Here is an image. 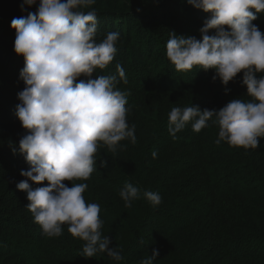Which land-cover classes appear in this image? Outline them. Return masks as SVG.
<instances>
[{
    "label": "trees",
    "instance_id": "obj_1",
    "mask_svg": "<svg viewBox=\"0 0 264 264\" xmlns=\"http://www.w3.org/2000/svg\"><path fill=\"white\" fill-rule=\"evenodd\" d=\"M23 3L0 0V264H140L153 249L160 253L154 264H264V137L258 147L245 149L217 145L219 128L211 121L198 133L192 122L176 138L168 131L173 107L219 110L234 99H251L243 72L225 86L213 81V69L175 70L166 55L171 32L202 39L200 29L210 15L187 0H96L81 9L97 13V42L120 33L114 61L93 78L118 75L116 64L123 66L127 83L121 80L118 88L128 93V122L137 140L121 141L125 147L115 153L100 147L90 179L74 182L89 185L84 198L100 205L101 231L124 260L106 253L84 257V241L67 225L60 237L43 234L26 207L27 193L16 187L26 179L21 170L30 168L19 151L27 130L16 116L25 60L14 50L11 27L13 18L27 15ZM25 7L36 12L38 4ZM253 24L264 33V13ZM125 182L159 193L162 203L153 207L141 195L125 207L119 195ZM29 183L35 189L48 181Z\"/></svg>",
    "mask_w": 264,
    "mask_h": 264
},
{
    "label": "clouds",
    "instance_id": "obj_2",
    "mask_svg": "<svg viewBox=\"0 0 264 264\" xmlns=\"http://www.w3.org/2000/svg\"><path fill=\"white\" fill-rule=\"evenodd\" d=\"M95 2L24 0L21 11L27 15L11 22L16 30L14 50L25 60L20 72L25 88L18 93L21 103L16 106V116L27 132L19 141V151L30 165L21 170L26 179L16 187L27 193L26 207L46 237L62 236L67 225L73 237L84 241V257L106 253L121 262L122 251L110 247L109 236L101 231L100 205L84 198L89 185L74 182L90 179L100 147L106 145L115 153L125 147L121 141L135 144L137 140L135 125L128 122V93L118 88L121 80L127 83L123 66L116 64L118 75L93 78L97 69H106L114 61L120 39L119 32H109L97 42V13L81 10ZM187 3L210 15L200 29L202 39L171 32L166 55L175 70L213 69V81L219 79L225 86L243 72L242 83L251 99H234L219 110H201L193 104L173 107L168 113L169 134L176 138L189 122L198 133L211 121L219 128L217 145L226 142L233 147L256 148L264 137V33L253 21L264 13V0ZM37 4L36 12L25 7ZM29 181L48 184L34 189ZM64 181H71L72 186ZM119 195L128 208L141 195L153 207L162 203L159 193L142 192L129 182ZM159 255L153 249L140 264H154Z\"/></svg>",
    "mask_w": 264,
    "mask_h": 264
}]
</instances>
